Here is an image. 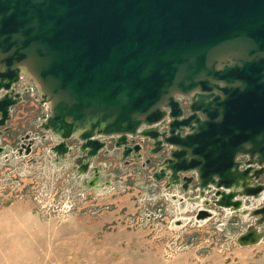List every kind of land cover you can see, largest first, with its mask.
<instances>
[{
  "label": "water",
  "instance_id": "95a60500",
  "mask_svg": "<svg viewBox=\"0 0 264 264\" xmlns=\"http://www.w3.org/2000/svg\"><path fill=\"white\" fill-rule=\"evenodd\" d=\"M23 62L57 98L42 124L61 137L52 150L81 151L80 174L117 134L123 159L160 158L167 187L232 210L264 191V0H0V125L29 90L14 87Z\"/></svg>",
  "mask_w": 264,
  "mask_h": 264
},
{
  "label": "rangeland",
  "instance_id": "374dc122",
  "mask_svg": "<svg viewBox=\"0 0 264 264\" xmlns=\"http://www.w3.org/2000/svg\"><path fill=\"white\" fill-rule=\"evenodd\" d=\"M14 87L30 89L0 125V145L10 148L0 153V264H264V217L251 212L264 205V191L232 210L209 202L213 191L166 189L152 177L160 158L123 159L117 134L100 136L107 147L80 174L81 151L58 160L52 150L61 137L42 126L51 106L35 77L23 73ZM248 229L259 237L244 243Z\"/></svg>",
  "mask_w": 264,
  "mask_h": 264
},
{
  "label": "bare ground",
  "instance_id": "6f19581e",
  "mask_svg": "<svg viewBox=\"0 0 264 264\" xmlns=\"http://www.w3.org/2000/svg\"><path fill=\"white\" fill-rule=\"evenodd\" d=\"M19 65H20V67H21L23 73H27V74H29V75H32L33 77L35 76L34 73H33V71H32V69H31V67H30V65H29V63L23 62V63H20ZM35 79H37V78H35ZM37 82H40V81L37 79ZM38 84H39V83H38ZM39 86H40V88H41V89H40L41 92H43V93H46V92H47V90L45 89L44 86H42V84H40ZM48 95H49V93H48ZM56 100H57V98L54 96V97H51L48 101L50 102V105H53V104L56 102ZM88 123H89V122H88ZM88 123H84V124H82V125L78 128V130H80V131L85 130L87 127H89V124H88ZM103 125H104V123L101 124V127H103ZM98 177H99V176L97 175V176L94 178L93 183L96 182V180L98 179ZM250 184H252V180H251V178H249V179H247V181L241 183L242 186H241L240 192H241L242 195H243L244 193H245V194L247 193V188L250 186ZM232 190L235 191L236 188H233ZM237 191H238V189H237ZM238 192H239V191H238ZM242 202H243V200H242ZM252 211H254V210H252ZM258 237H259V233H258L257 231H255V230L252 229V230H249V231L245 234V236H244V240H245L246 243H248V242H252V241L257 240Z\"/></svg>",
  "mask_w": 264,
  "mask_h": 264
},
{
  "label": "crops",
  "instance_id": "0c3cea01",
  "mask_svg": "<svg viewBox=\"0 0 264 264\" xmlns=\"http://www.w3.org/2000/svg\"><path fill=\"white\" fill-rule=\"evenodd\" d=\"M24 89H30V87H26V88H24ZM129 160H130V162H132V161H135L136 159L131 157V158H129ZM142 160H143V159H142ZM100 173H102V171H100ZM94 174H95V173H94ZM166 183H167L166 180H163V181H162L163 187L166 188V189H167V188H170V187H167ZM181 188H182V187H181Z\"/></svg>",
  "mask_w": 264,
  "mask_h": 264
},
{
  "label": "built area",
  "instance_id": "2783aa9c",
  "mask_svg": "<svg viewBox=\"0 0 264 264\" xmlns=\"http://www.w3.org/2000/svg\"><path fill=\"white\" fill-rule=\"evenodd\" d=\"M189 102H190V98H189V100H188V102H187L186 105H188ZM182 104H183V102H182ZM183 105H184V104H183ZM165 126H166V124H162V125H161V128H163V127H165ZM144 140H145L144 137H140L138 140L135 139V142H140V143L143 144Z\"/></svg>",
  "mask_w": 264,
  "mask_h": 264
}]
</instances>
